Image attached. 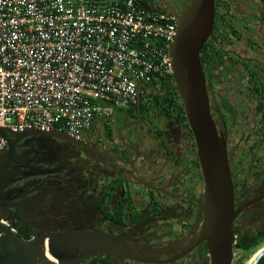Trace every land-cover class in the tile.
Segmentation results:
<instances>
[{
    "label": "flooded vegetation",
    "instance_id": "af4514ba",
    "mask_svg": "<svg viewBox=\"0 0 264 264\" xmlns=\"http://www.w3.org/2000/svg\"><path fill=\"white\" fill-rule=\"evenodd\" d=\"M190 2L151 5L180 20ZM201 63L228 141L236 206H264V0H216ZM169 86L142 87L140 108H117L83 139L6 142L0 164L12 146L13 157L0 214L27 241L77 232L118 238L117 256L55 249L60 264H211L209 244L198 240L206 185L197 143L174 80Z\"/></svg>",
    "mask_w": 264,
    "mask_h": 264
},
{
    "label": "built area",
    "instance_id": "2783aa9c",
    "mask_svg": "<svg viewBox=\"0 0 264 264\" xmlns=\"http://www.w3.org/2000/svg\"><path fill=\"white\" fill-rule=\"evenodd\" d=\"M179 22L151 0H0V128L83 139L173 77Z\"/></svg>",
    "mask_w": 264,
    "mask_h": 264
},
{
    "label": "water",
    "instance_id": "95a60500",
    "mask_svg": "<svg viewBox=\"0 0 264 264\" xmlns=\"http://www.w3.org/2000/svg\"><path fill=\"white\" fill-rule=\"evenodd\" d=\"M215 18L216 0H191L180 18L178 36L171 46L170 56L173 80L184 103L205 178V200L201 208L204 222L198 240L209 244L211 264H233L235 250L240 248L234 223L251 202L236 206L228 141L220 134L213 118L206 74L201 63L202 50L214 33ZM138 102L140 108L141 97ZM36 135L69 137L65 131L30 129L14 132L0 128V138L9 145L20 137ZM12 157L13 146L4 158L5 163L0 164V210L5 203L3 192L6 182L11 177L7 174V162ZM67 248H85L98 254L117 256L119 242L116 236L95 232L62 233L27 241L0 214V264H60L55 252ZM44 251L55 261L57 259L56 263L45 259ZM248 264H264V247Z\"/></svg>",
    "mask_w": 264,
    "mask_h": 264
},
{
    "label": "rangeland",
    "instance_id": "374dc122",
    "mask_svg": "<svg viewBox=\"0 0 264 264\" xmlns=\"http://www.w3.org/2000/svg\"><path fill=\"white\" fill-rule=\"evenodd\" d=\"M161 83H158V85ZM147 98H144L146 101ZM239 218V219H238ZM237 218L236 227L234 229L236 233L245 232H255L260 229H264V206L249 207ZM237 236V235H236ZM264 247V242H262L259 247L254 250L249 257L246 258L247 253L236 249L233 264H238L243 261L242 264H247L262 248Z\"/></svg>",
    "mask_w": 264,
    "mask_h": 264
},
{
    "label": "trees",
    "instance_id": "16d2710c",
    "mask_svg": "<svg viewBox=\"0 0 264 264\" xmlns=\"http://www.w3.org/2000/svg\"><path fill=\"white\" fill-rule=\"evenodd\" d=\"M206 45L204 46L202 52L204 51ZM201 61H202V53H201ZM170 80H173V77L171 79L164 78L158 83H161L162 85H165L167 88L168 87L170 88L169 86ZM236 235H237L238 244L240 245L239 249L247 253L246 258L251 255L249 253L256 250L259 247V245L262 242H264V229H260L252 233L250 232L236 233ZM243 261L239 262L238 264H242Z\"/></svg>",
    "mask_w": 264,
    "mask_h": 264
},
{
    "label": "bare ground",
    "instance_id": "6f19581e",
    "mask_svg": "<svg viewBox=\"0 0 264 264\" xmlns=\"http://www.w3.org/2000/svg\"><path fill=\"white\" fill-rule=\"evenodd\" d=\"M256 255H257V254H256ZM256 255H255V256H256ZM255 256H254V257H255ZM43 257H44L45 259L55 261V260L50 256V254H49L47 251H44V253H43ZM254 257H253V258H254ZM253 258H252V259H253ZM252 259H251V260H252ZM251 260H250V261H251ZM250 261H249V262H250ZM249 262H248V263H249ZM55 263H56V261H55ZM248 263H247V264H248Z\"/></svg>",
    "mask_w": 264,
    "mask_h": 264
},
{
    "label": "crops",
    "instance_id": "0c3cea01",
    "mask_svg": "<svg viewBox=\"0 0 264 264\" xmlns=\"http://www.w3.org/2000/svg\"><path fill=\"white\" fill-rule=\"evenodd\" d=\"M147 90V89H146Z\"/></svg>",
    "mask_w": 264,
    "mask_h": 264
}]
</instances>
